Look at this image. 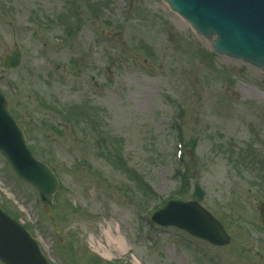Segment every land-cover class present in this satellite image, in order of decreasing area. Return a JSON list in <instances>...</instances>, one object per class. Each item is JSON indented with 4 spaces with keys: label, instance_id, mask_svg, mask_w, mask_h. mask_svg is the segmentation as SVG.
Here are the masks:
<instances>
[{
    "label": "rangeland",
    "instance_id": "374dc122",
    "mask_svg": "<svg viewBox=\"0 0 264 264\" xmlns=\"http://www.w3.org/2000/svg\"><path fill=\"white\" fill-rule=\"evenodd\" d=\"M2 74L60 186L49 207L0 155V204L51 264H264V71L216 54L163 0H0ZM174 194L231 243L155 224ZM107 238L124 248L98 251Z\"/></svg>",
    "mask_w": 264,
    "mask_h": 264
},
{
    "label": "water",
    "instance_id": "95a60500",
    "mask_svg": "<svg viewBox=\"0 0 264 264\" xmlns=\"http://www.w3.org/2000/svg\"><path fill=\"white\" fill-rule=\"evenodd\" d=\"M165 1L189 21L198 34L211 40L217 53L264 69V0ZM20 62L19 50L4 60L6 67H17ZM0 152L17 176L35 186L42 199L51 204L58 188L57 178L52 169L34 158L28 149L23 130L11 115L9 101L2 91ZM260 211L264 222V204ZM153 219L165 226L176 225L216 244L230 241L222 224L197 202L171 201ZM0 259L6 264H48L36 241L1 209Z\"/></svg>",
    "mask_w": 264,
    "mask_h": 264
},
{
    "label": "bare ground",
    "instance_id": "6f19581e",
    "mask_svg": "<svg viewBox=\"0 0 264 264\" xmlns=\"http://www.w3.org/2000/svg\"><path fill=\"white\" fill-rule=\"evenodd\" d=\"M117 245L120 248H124V246H125L123 240H120V239L113 240L111 238H107L105 245H98L97 250L100 252H103V251L104 252H111L117 248Z\"/></svg>",
    "mask_w": 264,
    "mask_h": 264
},
{
    "label": "trees",
    "instance_id": "16d2710c",
    "mask_svg": "<svg viewBox=\"0 0 264 264\" xmlns=\"http://www.w3.org/2000/svg\"><path fill=\"white\" fill-rule=\"evenodd\" d=\"M197 192H198V189H197Z\"/></svg>",
    "mask_w": 264,
    "mask_h": 264
}]
</instances>
